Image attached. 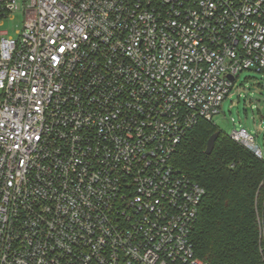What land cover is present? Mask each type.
<instances>
[{
	"label": "built area",
	"instance_id": "1",
	"mask_svg": "<svg viewBox=\"0 0 264 264\" xmlns=\"http://www.w3.org/2000/svg\"><path fill=\"white\" fill-rule=\"evenodd\" d=\"M244 70L264 0H0V264H208L172 156Z\"/></svg>",
	"mask_w": 264,
	"mask_h": 264
},
{
	"label": "trees",
	"instance_id": "2",
	"mask_svg": "<svg viewBox=\"0 0 264 264\" xmlns=\"http://www.w3.org/2000/svg\"><path fill=\"white\" fill-rule=\"evenodd\" d=\"M172 161L206 189L191 234L197 256L208 264H264V155L200 120Z\"/></svg>",
	"mask_w": 264,
	"mask_h": 264
},
{
	"label": "rangeland",
	"instance_id": "3",
	"mask_svg": "<svg viewBox=\"0 0 264 264\" xmlns=\"http://www.w3.org/2000/svg\"><path fill=\"white\" fill-rule=\"evenodd\" d=\"M21 23L22 15H17L16 19L6 22L2 28L14 35ZM213 123L228 135L234 130L246 128L255 137L264 155V71L241 72Z\"/></svg>",
	"mask_w": 264,
	"mask_h": 264
},
{
	"label": "water",
	"instance_id": "4",
	"mask_svg": "<svg viewBox=\"0 0 264 264\" xmlns=\"http://www.w3.org/2000/svg\"><path fill=\"white\" fill-rule=\"evenodd\" d=\"M230 78H231L232 80H234V77H233V76H230ZM213 142H214V140L212 139V140L210 141V143H209V147H208V149H207V153H210V151H211V149H212V147H213Z\"/></svg>",
	"mask_w": 264,
	"mask_h": 264
},
{
	"label": "snow or ice",
	"instance_id": "5",
	"mask_svg": "<svg viewBox=\"0 0 264 264\" xmlns=\"http://www.w3.org/2000/svg\"><path fill=\"white\" fill-rule=\"evenodd\" d=\"M61 51H63V49H61Z\"/></svg>",
	"mask_w": 264,
	"mask_h": 264
}]
</instances>
